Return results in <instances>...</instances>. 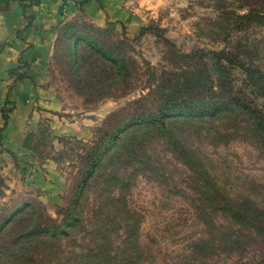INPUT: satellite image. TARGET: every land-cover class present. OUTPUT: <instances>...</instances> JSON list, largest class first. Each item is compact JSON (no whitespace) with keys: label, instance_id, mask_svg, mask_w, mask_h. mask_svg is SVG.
I'll list each match as a JSON object with an SVG mask.
<instances>
[{"label":"rangeland","instance_id":"obj_1","mask_svg":"<svg viewBox=\"0 0 264 264\" xmlns=\"http://www.w3.org/2000/svg\"><path fill=\"white\" fill-rule=\"evenodd\" d=\"M153 1V14L131 36L95 27L83 13L67 18L42 81L31 76L40 118L29 116L23 127L39 142V157L13 160L18 181L2 179L0 264H264V120L257 119L264 104L238 70L234 87L244 105L178 124L172 138L134 132L86 179L90 147L154 109L156 101H139L141 89L147 69L173 64L171 52L241 46L247 65L264 71V0ZM250 9L259 11L258 24L236 18ZM99 48L130 59V87L104 80ZM95 67L102 82L88 76ZM13 72L4 103L0 90V131L14 108L13 85L27 78ZM6 139L0 134V148L10 154ZM46 159L53 181H34ZM81 181L89 182L80 189Z\"/></svg>","mask_w":264,"mask_h":264},{"label":"trees","instance_id":"obj_2","mask_svg":"<svg viewBox=\"0 0 264 264\" xmlns=\"http://www.w3.org/2000/svg\"><path fill=\"white\" fill-rule=\"evenodd\" d=\"M258 14L259 11L250 9L244 15H236V18L239 21L258 24V20L262 19ZM147 30L148 27L142 28L140 33ZM97 53L108 67V70L103 73L108 74L109 77L104 80L113 81L116 84L125 83L130 87L136 75L134 70L129 69L130 59L126 56L119 57L111 50L101 48ZM171 53L173 64H169V68L163 67L160 72L154 68L147 69V80L141 89L146 91V94L139 101H156L154 111L147 110L139 117L127 121L90 147V152L86 156L87 180L93 176L101 164L104 153L124 144L121 143L123 138L134 132H143L148 135L162 132L172 138L173 129L178 124L205 118L213 119L233 110L230 109L231 107L244 105L243 99L238 97L239 90L234 87V70L241 72L244 77L242 81L244 87L250 89L254 95L260 96L264 104V71L247 65L246 51L241 46L208 52L196 50L188 55ZM87 73L90 80L97 77L102 82L103 79L98 76L100 72L97 67ZM246 110L254 114L251 108ZM258 113L257 119L262 122L264 112ZM186 164L190 166L188 161ZM88 182L81 181L80 189ZM236 236L231 234L229 238L231 243L236 242ZM248 236H253L252 231Z\"/></svg>","mask_w":264,"mask_h":264},{"label":"crops","instance_id":"obj_3","mask_svg":"<svg viewBox=\"0 0 264 264\" xmlns=\"http://www.w3.org/2000/svg\"><path fill=\"white\" fill-rule=\"evenodd\" d=\"M156 6L157 2L153 0H0V90L4 95L0 100L4 103V91L13 80L10 78L9 81V72H25L27 76L16 82L9 93L14 108L0 131L1 137L7 138L5 147L12 152L7 154L0 148V200L4 197L1 190L8 191L2 179L12 176L18 181L13 160L25 164L35 162L39 157V142L33 140L34 134L29 128L23 127L29 116L32 120L36 114L40 118V112L32 111L35 100L30 78L35 76L42 81L44 65L59 29L69 17L83 13L95 27L123 28L126 35L131 36L145 24ZM44 106L55 107L52 101H47ZM12 155L15 159H11ZM51 163L46 159L41 166L43 170L35 167V173L40 175L33 180L53 181Z\"/></svg>","mask_w":264,"mask_h":264}]
</instances>
